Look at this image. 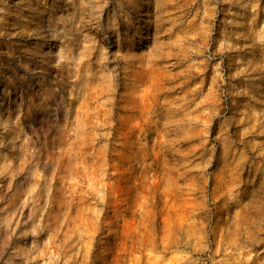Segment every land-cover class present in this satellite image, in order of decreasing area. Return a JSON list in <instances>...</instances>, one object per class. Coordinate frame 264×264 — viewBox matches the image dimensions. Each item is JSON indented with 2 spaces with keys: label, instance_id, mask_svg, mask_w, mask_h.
I'll use <instances>...</instances> for the list:
<instances>
[{
  "label": "rangeland",
  "instance_id": "1",
  "mask_svg": "<svg viewBox=\"0 0 264 264\" xmlns=\"http://www.w3.org/2000/svg\"><path fill=\"white\" fill-rule=\"evenodd\" d=\"M0 264H264V0H0Z\"/></svg>",
  "mask_w": 264,
  "mask_h": 264
},
{
  "label": "bare ground",
  "instance_id": "2",
  "mask_svg": "<svg viewBox=\"0 0 264 264\" xmlns=\"http://www.w3.org/2000/svg\"><path fill=\"white\" fill-rule=\"evenodd\" d=\"M74 124H75V122H74ZM244 218L241 220V222H240V224H243L244 223ZM239 221V220H238ZM136 237V236H135ZM132 238V237H131ZM130 241H132V240H130ZM135 246V245H134ZM131 247V246H130ZM126 250V249H125ZM135 250V249H134ZM123 256V255H122ZM121 259V258H120Z\"/></svg>",
  "mask_w": 264,
  "mask_h": 264
}]
</instances>
